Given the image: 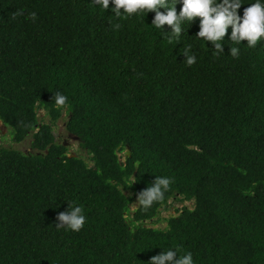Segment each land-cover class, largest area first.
Returning <instances> with one entry per match:
<instances>
[{
  "label": "trees",
  "instance_id": "16d2710c",
  "mask_svg": "<svg viewBox=\"0 0 264 264\" xmlns=\"http://www.w3.org/2000/svg\"><path fill=\"white\" fill-rule=\"evenodd\" d=\"M244 2L241 16L254 0ZM112 7L0 0V120L32 150L0 148V264H148L169 248L195 264H264V38L237 44L229 27L213 54L199 17L169 40L154 13L117 18ZM40 110L52 124L65 111L92 165L68 156ZM155 176L173 180L164 200L131 211ZM171 201L194 207L146 227ZM73 202L84 228L57 229Z\"/></svg>",
  "mask_w": 264,
  "mask_h": 264
},
{
  "label": "clouds",
  "instance_id": "9594fccd",
  "mask_svg": "<svg viewBox=\"0 0 264 264\" xmlns=\"http://www.w3.org/2000/svg\"><path fill=\"white\" fill-rule=\"evenodd\" d=\"M96 2L102 3L106 10L111 3L113 5L111 12L117 18L124 14L131 16L140 11L154 13L152 26L162 30V33H170L169 40L173 37L179 39L185 32L183 25L190 22L191 26L199 17L201 22L197 38L211 42L215 49L213 54H224L222 42L229 27L232 29L229 39L237 44L247 41V47H256L261 38H264V0H254V3H250V6L244 9L242 16L239 10L245 4L244 0H96ZM181 2L183 7L178 14L176 5ZM32 16L35 17V13ZM165 25L169 26L171 31H164ZM115 27L120 28L121 25L116 24ZM239 52L238 47L230 48V56L234 58L239 56ZM182 55L185 57L183 63L188 66L197 63V57L192 54L190 44L184 47ZM53 99L55 104L61 107L69 102V98L60 92L55 93ZM172 183L170 177L155 176L151 186L138 195V204L148 209L154 203L164 200L165 193L169 191ZM67 204V209L58 214V223L55 227L79 232L87 220L84 208L75 202ZM148 264H195V261L191 252L180 255L179 248H169L152 257Z\"/></svg>",
  "mask_w": 264,
  "mask_h": 264
},
{
  "label": "rangeland",
  "instance_id": "374dc122",
  "mask_svg": "<svg viewBox=\"0 0 264 264\" xmlns=\"http://www.w3.org/2000/svg\"><path fill=\"white\" fill-rule=\"evenodd\" d=\"M38 117L40 123L47 124L52 127L53 135L55 137L56 142L65 145V147L68 149L69 157H80L83 160H85L89 165H92V163L89 160V155L85 151L80 149L79 140L76 137L70 135L66 131L65 111L63 112L62 119L54 124L51 123L50 117L43 110L38 111ZM30 145H31V136L27 137V139L21 144L14 143L11 129L4 126V124L0 120V148H12L24 154H30L32 153ZM125 155H126L125 152L119 154V156L121 157V161H124ZM125 195H127L130 198L133 197V194L131 192H126ZM137 207H138V200L135 199L131 206V211L136 210ZM193 207H194L193 202L171 201L168 205V208L165 211H161L158 217L154 221L147 222L145 226L155 229H165L167 227V220L170 217H177L183 208L192 209Z\"/></svg>",
  "mask_w": 264,
  "mask_h": 264
},
{
  "label": "water",
  "instance_id": "95a60500",
  "mask_svg": "<svg viewBox=\"0 0 264 264\" xmlns=\"http://www.w3.org/2000/svg\"><path fill=\"white\" fill-rule=\"evenodd\" d=\"M127 156H129V153H127Z\"/></svg>",
  "mask_w": 264,
  "mask_h": 264
}]
</instances>
